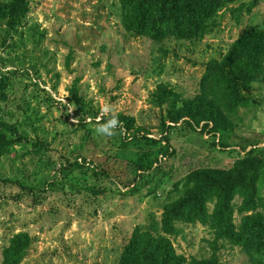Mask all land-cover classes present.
<instances>
[{
    "label": "rangeland",
    "instance_id": "obj_1",
    "mask_svg": "<svg viewBox=\"0 0 264 264\" xmlns=\"http://www.w3.org/2000/svg\"><path fill=\"white\" fill-rule=\"evenodd\" d=\"M125 7L124 0H31L21 22L0 20V116L49 146L38 152L28 142L1 159L0 264L20 232L30 243L18 264H120L137 230L164 223L191 171L232 168L251 149H264V83L228 99L215 132L208 131L212 120L194 129L183 123L194 114L170 121L207 95L204 76L214 60L225 61L264 28V0L230 2L203 38L165 41L128 32ZM76 80L89 103L86 117L69 91ZM105 105L114 113L103 114ZM113 114L134 125L98 135L95 128ZM215 203H208L210 214ZM242 203L235 199L221 228L175 219L176 231L161 233L184 264L216 256L219 264H264L261 226L241 234L245 218L264 216V206L242 212Z\"/></svg>",
    "mask_w": 264,
    "mask_h": 264
},
{
    "label": "trees",
    "instance_id": "obj_2",
    "mask_svg": "<svg viewBox=\"0 0 264 264\" xmlns=\"http://www.w3.org/2000/svg\"><path fill=\"white\" fill-rule=\"evenodd\" d=\"M234 1L124 0L126 5L124 24L131 34L143 35L157 41L172 38L199 39L213 32L217 27L219 12ZM30 10L31 0H0V20L19 23L27 17ZM253 82L264 83V28L257 32H250L242 41H239L231 49L225 61L214 60L204 76L207 95L195 99L197 100L195 112L191 108L195 100L188 101L184 108L170 117V121L178 123L184 116L194 114L200 118L199 121L194 122L195 117L184 120L183 123L194 129L201 125L202 120H212L215 126L208 131L215 132L221 128L219 123L224 116L221 113V106L225 105L237 91L248 88ZM166 88H168L167 85H161L160 90ZM69 91L79 112L85 115L84 117L90 115L89 103L80 94L77 80ZM170 94L172 95L173 92ZM117 116L121 126L115 130L120 133L134 125V118H128L123 114ZM110 117L111 115L104 116L103 123ZM209 126L210 122H207L203 127ZM164 127L173 126H167L164 122ZM30 138L17 125L0 116V179L1 159L7 155L16 156L13 153L14 148L32 142ZM142 138L151 141L147 136L143 135ZM164 138L167 139L168 136ZM133 139L139 140L141 136ZM152 141L159 142V140ZM130 145L128 140L122 139L121 146L127 149ZM33 146L38 152L49 149L48 144L41 139L33 141ZM262 187H264V149H251L245 157L237 160L232 168L200 167L191 171L183 181V188L178 190L180 197L174 202V206H168L167 210H169L164 223L160 225L155 222L149 230H137L125 246L120 264H184L185 259L176 254L171 239L161 233V230L168 234L174 233L175 219H183L189 223L200 222L204 225L212 223L216 228H221L225 226L227 216L234 210V201L237 197L243 199V203L239 206L242 212L264 206ZM209 202H216L214 214L209 213ZM260 226L264 232V216L249 215L244 220L241 234L247 237L252 236ZM233 235L236 234L233 233ZM220 237H226V235L222 234ZM240 242L250 249L243 240ZM29 243L28 233L16 234L12 238L11 246L4 252L5 264H18ZM191 263L219 264L217 256L200 260L193 258Z\"/></svg>",
    "mask_w": 264,
    "mask_h": 264
},
{
    "label": "clouds",
    "instance_id": "obj_3",
    "mask_svg": "<svg viewBox=\"0 0 264 264\" xmlns=\"http://www.w3.org/2000/svg\"><path fill=\"white\" fill-rule=\"evenodd\" d=\"M101 112L107 115L109 113H114V109L110 105H105L101 108ZM120 126L121 122L119 121L118 116L113 114L106 120V122L99 124L95 128V132L101 136H113L116 134L114 130Z\"/></svg>",
    "mask_w": 264,
    "mask_h": 264
}]
</instances>
